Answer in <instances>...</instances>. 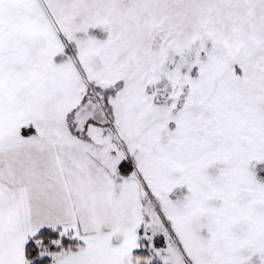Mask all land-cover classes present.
Segmentation results:
<instances>
[{
  "label": "rangeland",
  "instance_id": "374dc122",
  "mask_svg": "<svg viewBox=\"0 0 264 264\" xmlns=\"http://www.w3.org/2000/svg\"><path fill=\"white\" fill-rule=\"evenodd\" d=\"M66 135L123 264H264V0H0V178Z\"/></svg>",
  "mask_w": 264,
  "mask_h": 264
},
{
  "label": "crops",
  "instance_id": "0c3cea01",
  "mask_svg": "<svg viewBox=\"0 0 264 264\" xmlns=\"http://www.w3.org/2000/svg\"><path fill=\"white\" fill-rule=\"evenodd\" d=\"M3 148L8 175L0 178V264H29L26 245L42 229L85 244L83 252L56 245L46 251L39 245V257L51 259L49 264H123L120 248L113 247L114 253L107 248L117 223L105 222L112 198L105 187L95 188L96 159L90 150L67 135L26 137Z\"/></svg>",
  "mask_w": 264,
  "mask_h": 264
},
{
  "label": "trees",
  "instance_id": "16d2710c",
  "mask_svg": "<svg viewBox=\"0 0 264 264\" xmlns=\"http://www.w3.org/2000/svg\"><path fill=\"white\" fill-rule=\"evenodd\" d=\"M130 169H128V171H124L122 169L119 171V173L122 176H126L130 173L129 172ZM60 238L61 237H60V234L58 231L52 230V229H42L41 231H39L35 235V237L32 240L28 241V243L26 245V259L30 262V264H49L51 262V259H49V258L41 259L39 257L40 249H39V246L36 244L35 241L40 240V241H42V243L44 245L49 246V244L52 241H55V240L60 239ZM61 240H62V245L65 247H67V246H69V244H71V242H69L64 237L61 238ZM50 249L55 250L56 247L51 245Z\"/></svg>",
  "mask_w": 264,
  "mask_h": 264
}]
</instances>
